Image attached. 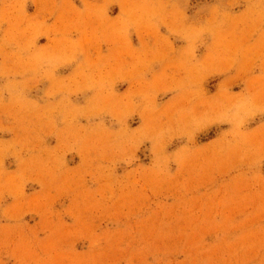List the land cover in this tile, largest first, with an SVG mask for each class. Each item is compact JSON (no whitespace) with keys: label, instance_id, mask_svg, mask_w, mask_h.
<instances>
[{"label":"rangeland","instance_id":"obj_1","mask_svg":"<svg viewBox=\"0 0 264 264\" xmlns=\"http://www.w3.org/2000/svg\"><path fill=\"white\" fill-rule=\"evenodd\" d=\"M0 264H264V0H0Z\"/></svg>","mask_w":264,"mask_h":264}]
</instances>
